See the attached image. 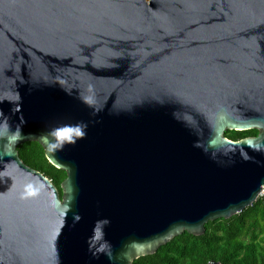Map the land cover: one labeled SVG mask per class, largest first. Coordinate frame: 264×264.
<instances>
[{"label":"water","instance_id":"95a60500","mask_svg":"<svg viewBox=\"0 0 264 264\" xmlns=\"http://www.w3.org/2000/svg\"><path fill=\"white\" fill-rule=\"evenodd\" d=\"M262 186L264 0H0V264H133Z\"/></svg>","mask_w":264,"mask_h":264},{"label":"trees","instance_id":"16d2710c","mask_svg":"<svg viewBox=\"0 0 264 264\" xmlns=\"http://www.w3.org/2000/svg\"><path fill=\"white\" fill-rule=\"evenodd\" d=\"M256 130L224 133L230 141L255 137ZM21 161L41 173L55 186L61 196L63 171L52 167L43 149L36 142L17 147ZM264 264V204L257 200L250 207L227 220H215L204 226L198 237L183 233L150 256L138 258L133 264Z\"/></svg>","mask_w":264,"mask_h":264},{"label":"built area","instance_id":"2783aa9c","mask_svg":"<svg viewBox=\"0 0 264 264\" xmlns=\"http://www.w3.org/2000/svg\"><path fill=\"white\" fill-rule=\"evenodd\" d=\"M258 200L264 204V186L261 187L260 193L258 195Z\"/></svg>","mask_w":264,"mask_h":264}]
</instances>
